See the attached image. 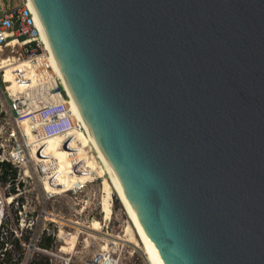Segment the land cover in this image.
<instances>
[{"label":"water","instance_id":"95a60500","mask_svg":"<svg viewBox=\"0 0 264 264\" xmlns=\"http://www.w3.org/2000/svg\"><path fill=\"white\" fill-rule=\"evenodd\" d=\"M29 1L163 263L264 264V0Z\"/></svg>","mask_w":264,"mask_h":264},{"label":"built area","instance_id":"2783aa9c","mask_svg":"<svg viewBox=\"0 0 264 264\" xmlns=\"http://www.w3.org/2000/svg\"><path fill=\"white\" fill-rule=\"evenodd\" d=\"M0 47L1 51L3 48L9 51L5 59L7 62H12L9 65L10 79L4 86L10 122L4 131L3 141L0 142V162L10 163L17 168V176L21 177L30 176V171L33 170L37 178L34 187L39 191L37 198L43 201H39L40 209L34 216L30 211L32 204L27 198L24 201H19L10 197L7 203L8 205L14 203L18 214L17 224L15 229H12L13 237L20 241L26 253H33V250H37L49 256L50 264H72V255L68 250L59 249L62 253L67 254L63 255L57 254L50 247L36 246L43 236H50L53 241L55 239L65 243L66 240L60 237L61 229L66 233L72 232V230H66L67 227H70L67 220H62L64 217H58L45 204L58 196L69 195L77 198L89 184L101 179L88 178L84 174L85 171L82 170V162L78 158L72 157V166L68 174L74 178H70L68 184H57L55 181L58 178L46 176V170L39 171L40 161L38 159L41 158L39 155H42L45 150L44 144L50 138H61V147L69 150L74 148L72 144L79 143L76 141L75 134L77 132L87 134V130L84 124L77 120L72 110L71 97L61 76L51 69V52L46 46L40 23L33 8L28 4V0H21L20 3L12 6L8 5L6 9L0 7ZM40 55L45 56V61L38 60ZM85 148L96 156L91 145ZM22 167H26V169L21 171ZM76 174L85 175V179L76 178ZM45 180L50 181L52 186L46 187ZM19 182L17 189L23 186L19 185ZM39 220L43 224L44 221L58 222L60 227L57 231L55 229L50 231L45 226L36 232L33 226ZM24 231L28 236L27 241L22 240ZM6 249L8 250L5 247ZM115 253L116 249L112 248L98 250L81 264H116ZM19 264H29V260L24 258Z\"/></svg>","mask_w":264,"mask_h":264},{"label":"rangeland","instance_id":"374dc122","mask_svg":"<svg viewBox=\"0 0 264 264\" xmlns=\"http://www.w3.org/2000/svg\"><path fill=\"white\" fill-rule=\"evenodd\" d=\"M20 2L21 0H0V7L6 9L8 5L12 6ZM7 54H9V51L4 48L0 51V57L2 58H5ZM4 72V70H0V142L3 141L4 131L9 126L10 122V115L7 111V99L4 95V86L8 81L6 80ZM75 137L76 141L79 143L72 144L74 148L69 150L65 149V147H61L62 140L59 137L45 143V150L42 155H39L41 158L38 159V161H40L39 171L43 172L46 170L47 174H49L56 165H64L72 162V157L81 158L84 161L86 160V164H90L89 162L92 160V154L85 148L87 144L82 140L80 134L76 133ZM95 163L101 167L98 160L95 159ZM25 169L26 167H22L21 171ZM29 175L30 176L23 177L16 175L14 180L9 179L6 182L0 179V220L2 226H4V230L8 234L9 232H13L12 229H15V225L17 224L16 217L18 215L14 203L12 205H8L7 203L10 197L14 200L18 199L19 201H24L25 198H27L32 204L30 211H32L34 216L40 209L39 201L42 200L37 198L39 191L34 187V183H37L36 174L32 170ZM97 178L101 180L97 179L89 184L77 198L74 196L70 197L69 195L58 196L50 199L48 203L45 204L49 210H53L58 217H64L62 220H67L70 227H67L66 230L74 231L75 229H82L76 246L65 244L55 239L52 241V244L48 246L57 254L67 255L64 252L62 253V251L68 250L69 254L72 255V264H81L85 262L93 253L106 247V241L108 239L117 240L122 233L123 227L130 222L126 210L117 194L113 192L111 198L107 197L104 191L103 181H109V179L106 177L105 173L102 172L101 176H97ZM21 179L24 180L22 181ZM19 181L21 183L19 185L23 186L17 189L16 187ZM44 185L48 187L45 182ZM13 186L17 194L12 192ZM45 226L48 227L50 231L53 229L57 231L60 227L58 222L44 221L43 224L40 220L36 222L33 227L36 232H39L41 228ZM23 233L26 235L25 231ZM87 233H90V235ZM44 238L45 236L36 243L37 247H45ZM137 240L139 239L137 238ZM138 243H140V245L138 244V246H136L124 240L119 241V244L115 248L116 253L114 254L117 261L116 264H152L147 260V254L144 251L142 243L139 241ZM5 247L8 248L7 251L11 254V261L13 263L19 264L22 259L26 258L29 260V264H50L49 256L37 250H33V253H26L22 246L21 249L13 244H6ZM59 249L62 251H59ZM2 251L4 252L5 248H3ZM1 258L5 260L6 257L1 254Z\"/></svg>","mask_w":264,"mask_h":264},{"label":"bare ground","instance_id":"6f19581e","mask_svg":"<svg viewBox=\"0 0 264 264\" xmlns=\"http://www.w3.org/2000/svg\"><path fill=\"white\" fill-rule=\"evenodd\" d=\"M28 4L32 7L30 1L28 0ZM45 43H46V46L47 48L49 49L50 51V47H49V44H48V41L46 40L45 38ZM1 47H0V51H1ZM51 52V51H50ZM12 60V59H10ZM40 62H43L45 61V56L43 55H40L39 56V59H38ZM12 62H7V60L5 58H2L0 57V70H4L5 72V77H6V80H9L10 79V68H9V65L11 64ZM50 65H51V69L53 71H55L56 73H58L60 75V71L58 69V66H57V63L51 53V56H50ZM64 83V81H63ZM64 86L66 87L65 83H64ZM11 89H13V86H11ZM71 97V96H70ZM71 107H72V110L74 111L76 117H77V120L81 123L84 124L83 120L81 119L79 113H78V110L71 98ZM85 126V124H84ZM86 128V126H85ZM87 130V129H86ZM88 132V131H87ZM78 134H80L82 140L88 145H91V147L94 149V151L96 152V158L94 157V155L91 156V159L90 160V164H86V160H82L81 158H78L81 162H82V165H83V171H85V175L89 178V177H97V176H101L102 172L105 173L106 177H108L109 181L108 180H104L103 181V187H104V191L107 195L108 198H111L112 196V193L115 192L117 194V196L119 197V199L121 200L125 210H126V213L129 217V220L130 222H128L122 229V233L120 234V236L117 238V240H105L106 241V247L100 249L101 250H105V249H115L116 246L119 244V241H125L129 244H135L136 246H138V244L140 245L139 242L142 243L143 245V248H144V251L145 253L147 254V260L148 262H151L152 264H164L162 259L160 258V256L158 255V253L155 251L154 249V246H153V243L146 237L143 229L141 228L139 222H138V219L134 213V210L131 208V206L127 203V200L124 196V193H123V190L121 188V185L120 183L117 181V179L112 175V173L108 170V168L105 166V164L103 163V160L100 156V153L98 152L89 132L87 134L83 133V132H77ZM55 138L57 137H54V138H50L49 140H47L46 143L54 140ZM95 159L99 161V165L101 167L98 166V164L95 163ZM88 161V160H87ZM96 164V165H95ZM72 166V162H69V163H66L64 165H56L55 168L49 173L47 174L46 176H53L54 178H58L55 183L57 184H68L70 182V178H74L73 176H70L68 173H69V169L70 167ZM84 175V176H85ZM83 175H79V174H76V178H80L81 180L85 179ZM52 177V178H53ZM45 184L48 186V187H51V183L50 181L48 180H45L44 181ZM81 234V231L78 230V229H75L74 231L72 230V232L70 233H66L64 230L61 229L60 231V237H62L63 239L66 240V244H70V245H73V246H76L77 245V241H78V238ZM88 235H90V233H87ZM137 235V237H136ZM95 237V236H94ZM102 238V237H101ZM137 238L139 240H137ZM124 245V244H122Z\"/></svg>","mask_w":264,"mask_h":264},{"label":"trees","instance_id":"16d2710c","mask_svg":"<svg viewBox=\"0 0 264 264\" xmlns=\"http://www.w3.org/2000/svg\"><path fill=\"white\" fill-rule=\"evenodd\" d=\"M17 175V168L13 167L10 163L8 162H0V179L3 182L8 181L9 179L14 180L16 178ZM19 184H21L19 182ZM12 192H15L14 190V186L12 187ZM4 228V226H2ZM23 240L27 241L28 240V236L24 235L23 236ZM53 238L52 237H45L44 238V245L45 246H50L52 244ZM6 244H13L15 245L17 248L21 249V244L20 241L13 237V233L9 232V234L1 228L0 231V264H16L13 263L11 254L7 251V249L3 252L2 249L5 248ZM1 254L4 255L5 260L1 258Z\"/></svg>","mask_w":264,"mask_h":264}]
</instances>
